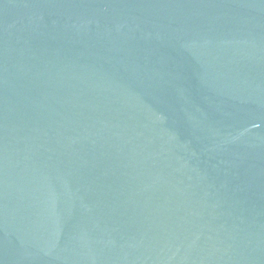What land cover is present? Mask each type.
<instances>
[{"label":"water","instance_id":"1","mask_svg":"<svg viewBox=\"0 0 264 264\" xmlns=\"http://www.w3.org/2000/svg\"><path fill=\"white\" fill-rule=\"evenodd\" d=\"M0 264H264V0H0Z\"/></svg>","mask_w":264,"mask_h":264}]
</instances>
